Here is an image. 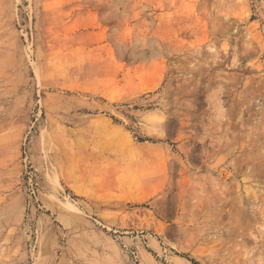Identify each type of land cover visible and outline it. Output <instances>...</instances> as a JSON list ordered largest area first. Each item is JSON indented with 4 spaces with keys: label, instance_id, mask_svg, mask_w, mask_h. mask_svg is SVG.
<instances>
[{
    "label": "rangeland",
    "instance_id": "374dc122",
    "mask_svg": "<svg viewBox=\"0 0 264 264\" xmlns=\"http://www.w3.org/2000/svg\"><path fill=\"white\" fill-rule=\"evenodd\" d=\"M0 264H264V0H0Z\"/></svg>",
    "mask_w": 264,
    "mask_h": 264
}]
</instances>
